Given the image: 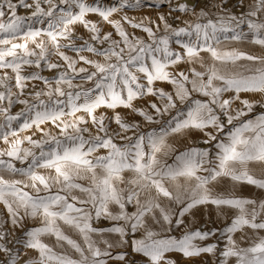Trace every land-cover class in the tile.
I'll use <instances>...</instances> for the list:
<instances>
[{
	"label": "snow or ice",
	"instance_id": "obj_1",
	"mask_svg": "<svg viewBox=\"0 0 264 264\" xmlns=\"http://www.w3.org/2000/svg\"><path fill=\"white\" fill-rule=\"evenodd\" d=\"M176 255L264 264V0H0V264Z\"/></svg>",
	"mask_w": 264,
	"mask_h": 264
},
{
	"label": "rangeland",
	"instance_id": "obj_2",
	"mask_svg": "<svg viewBox=\"0 0 264 264\" xmlns=\"http://www.w3.org/2000/svg\"><path fill=\"white\" fill-rule=\"evenodd\" d=\"M112 2H114V0H105V4L112 3ZM190 3L193 4V5H197V6H199L200 3H201V0H190ZM232 4L235 5V4H236V0H232ZM142 14H144V15H154V13L149 12L147 9H145L144 12H143ZM92 19H95V17H92ZM105 30H108L107 27L105 28ZM138 34H139V33H138ZM246 47H247L249 50H251V47H252V46H246ZM32 70H33V69H29V71H32ZM43 75L49 76V75H51V73H49V72H44ZM165 87H167V86H165ZM17 110H19V106H17V108L14 109V111H17ZM256 191H257V190L252 189V188L249 187V186H245V188H244V194H245V195H254V194L256 193ZM197 219L200 220V219H201V216L198 215V216H197ZM206 219H207V213L204 212L203 220L206 221ZM210 226H211V227H216V226H218V225L213 224V225H210ZM73 238H76V237L74 236ZM173 258L177 260L178 264H184L183 259H182L179 255H176V256H174Z\"/></svg>",
	"mask_w": 264,
	"mask_h": 264
}]
</instances>
